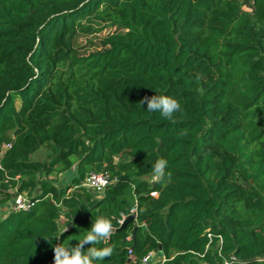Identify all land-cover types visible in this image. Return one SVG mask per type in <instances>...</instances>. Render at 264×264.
<instances>
[{"label": "trees", "instance_id": "1", "mask_svg": "<svg viewBox=\"0 0 264 264\" xmlns=\"http://www.w3.org/2000/svg\"><path fill=\"white\" fill-rule=\"evenodd\" d=\"M17 194L36 206L0 218V264H54L98 217L117 231L95 264H264V0H0V211Z\"/></svg>", "mask_w": 264, "mask_h": 264}, {"label": "clouds", "instance_id": "2", "mask_svg": "<svg viewBox=\"0 0 264 264\" xmlns=\"http://www.w3.org/2000/svg\"><path fill=\"white\" fill-rule=\"evenodd\" d=\"M141 105H147V111L159 112L160 115L172 122H175L174 116L176 113L182 111L179 101L167 95H154L152 97H144L140 101ZM187 130H182L181 135H186ZM168 167V160L164 158L157 159L152 165L153 179L166 183L171 178V173L166 172ZM136 211L135 208L131 209L132 214ZM125 222L124 219L120 221L121 224ZM68 228L64 229V233ZM117 229L112 223V220L107 217L96 218L90 230L86 232L76 246L65 247L63 244L54 246V264H95L96 261H103L106 258L113 256L115 247L114 245L105 246L102 248L94 247L101 243L107 244L111 237L116 233ZM91 245L85 251V246Z\"/></svg>", "mask_w": 264, "mask_h": 264}, {"label": "built area", "instance_id": "3", "mask_svg": "<svg viewBox=\"0 0 264 264\" xmlns=\"http://www.w3.org/2000/svg\"><path fill=\"white\" fill-rule=\"evenodd\" d=\"M12 145L8 144L4 146V152L11 149ZM113 181L111 180L109 174L107 173H91L85 180L83 186L92 192H94L98 197H101L104 192L112 185ZM152 197H158V194L155 192L151 193ZM12 205V210L14 211H30L36 206V201L30 198L27 194H17L14 197V200L10 203ZM126 220V218H124ZM121 221V220H120ZM119 221V223H120ZM121 224V223H120ZM122 225V224H121ZM211 242L213 241V236L211 234L208 235ZM223 239L219 237V244L222 246ZM129 256L132 257V250L129 251ZM155 253L151 252L147 256H145L141 264H159L154 261ZM230 259L234 262L236 258L233 256ZM225 264H229L226 262Z\"/></svg>", "mask_w": 264, "mask_h": 264}, {"label": "rangeland", "instance_id": "4", "mask_svg": "<svg viewBox=\"0 0 264 264\" xmlns=\"http://www.w3.org/2000/svg\"><path fill=\"white\" fill-rule=\"evenodd\" d=\"M247 11H250V9L245 8ZM115 29H106L102 33H99L94 36H88V37H81L79 39V44L83 48L81 51L82 53L84 52H89L92 50L97 49L100 46V41L105 38L107 35L110 33L114 32ZM35 160H40V161H45L47 159V152L45 150H42L40 153L36 154L34 156ZM55 178V177H54ZM69 174H62L58 177V185L62 184H67L69 181ZM150 182L155 183L156 180L153 179V176L149 179ZM12 210V205L8 204L4 209L0 211V218H3L7 215L9 211Z\"/></svg>", "mask_w": 264, "mask_h": 264}, {"label": "water", "instance_id": "5", "mask_svg": "<svg viewBox=\"0 0 264 264\" xmlns=\"http://www.w3.org/2000/svg\"><path fill=\"white\" fill-rule=\"evenodd\" d=\"M135 220H136V216H135V215H132L131 217L127 218V219L125 220V222L122 224V226H121V228L119 229V231L124 230V229L127 227V225H128L129 222H131V221H135Z\"/></svg>", "mask_w": 264, "mask_h": 264}, {"label": "crops", "instance_id": "6", "mask_svg": "<svg viewBox=\"0 0 264 264\" xmlns=\"http://www.w3.org/2000/svg\"><path fill=\"white\" fill-rule=\"evenodd\" d=\"M164 256L161 254V253H155V258H154V261L156 263H160L162 261H164Z\"/></svg>", "mask_w": 264, "mask_h": 264}]
</instances>
